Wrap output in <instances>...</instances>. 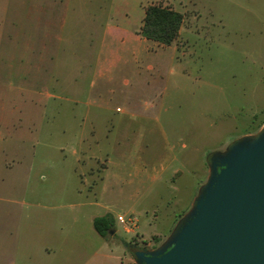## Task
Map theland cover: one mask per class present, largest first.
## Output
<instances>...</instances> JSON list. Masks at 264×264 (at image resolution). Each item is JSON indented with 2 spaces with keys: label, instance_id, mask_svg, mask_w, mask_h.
<instances>
[{
  "label": "rangeland",
  "instance_id": "obj_1",
  "mask_svg": "<svg viewBox=\"0 0 264 264\" xmlns=\"http://www.w3.org/2000/svg\"><path fill=\"white\" fill-rule=\"evenodd\" d=\"M150 5L184 17L171 49L105 38L138 29ZM263 126L264 0H0V264H136L95 256L92 219L131 206L156 247L211 155Z\"/></svg>",
  "mask_w": 264,
  "mask_h": 264
},
{
  "label": "water",
  "instance_id": "obj_2",
  "mask_svg": "<svg viewBox=\"0 0 264 264\" xmlns=\"http://www.w3.org/2000/svg\"><path fill=\"white\" fill-rule=\"evenodd\" d=\"M130 252L136 264H264V126L211 155L191 209L162 244Z\"/></svg>",
  "mask_w": 264,
  "mask_h": 264
},
{
  "label": "crops",
  "instance_id": "obj_3",
  "mask_svg": "<svg viewBox=\"0 0 264 264\" xmlns=\"http://www.w3.org/2000/svg\"><path fill=\"white\" fill-rule=\"evenodd\" d=\"M141 25H142V23H141ZM141 25L139 26L138 29L135 30L136 32L133 31V32H123V33H122L121 30H118L117 28L105 27L104 36H105V38H112V39L119 40L120 45H122V46H126L128 44L135 45L136 49L138 51L137 54L139 53L138 55H140V56L142 54L149 55V54H152L154 52L156 53V51H158V49H161V51L164 52V51H167V50H169V49H171L173 47V44L168 46V47H164V46H161V45H159L157 43H154V42L147 41V40L143 39L138 34ZM182 28H183V24H182V27L180 29L178 39L181 37ZM125 39H127V40L129 39V40L125 41ZM130 41H132L133 43L130 42ZM176 41L174 43H176ZM149 43H152V45L150 47H149ZM154 48H155L156 51L154 50ZM108 172H109L108 168L106 167L104 180H105V178L108 177V175H110ZM132 172H130V174H131L130 176H133L132 174L136 175L135 168H134V171H132ZM178 174L179 175L181 174L180 170L179 169H174L173 172H172V176H171L172 182H175L174 177L176 175H178ZM113 176H116V178H117V180H116L117 185L115 186V188H118L119 190H121V188L123 186H125V183L129 182L126 179L127 178L126 176H128V177H130V176H129V174L127 175L125 172L121 171L120 173L115 174ZM207 176H208V174H207ZM206 179H207V177H206ZM152 182L154 184V178H153ZM152 185H148L147 187H145L144 188V190H145L144 192L145 193L146 192L149 193L152 190ZM118 189L116 190V192H120ZM194 200L192 202V205L194 203ZM92 204L93 203H91L90 206H92ZM117 207H118V205H107V206H105L104 207V213L101 216H104L106 214H111L113 216L114 223H115V228L112 231L113 232V234H112L113 237L112 238H114L115 236L119 235L120 240L119 241H108V240H103V239H101L99 237L103 244L100 245L98 247V249L95 251V256L101 257V258H104V259H108L111 256H113L115 259H120L121 255L122 256H128L127 255L128 253L131 254V256H133L132 253L124 246V243H131L130 241L133 240L134 237L138 238L139 242H143L145 244L147 243V246H149L148 249H154V242H153V239H152L154 237H151V239L150 238H146V237H144L143 234H140L138 232L140 230L139 218H135L134 215L137 214V217L139 215H138L137 212L134 211L133 207H131V206L123 207L119 211L116 210ZM180 220H178L176 223H174L173 230L175 229V227L177 226V224H178V222ZM64 221H66V222L63 223ZM68 224H69V218H67V219L65 218L62 221L60 220L59 223H58L59 232L63 235L64 238H67V239H69L72 236L71 235L72 234L71 226H69ZM67 227H68V229H66ZM173 230H172V232H173ZM169 236H167L164 239H161L160 236L159 237L156 236L155 239H157L158 242H159V244L157 246L162 244ZM44 250H45V252H50L51 250H53L54 253H55V250L57 252L59 251L60 252L59 256L62 255V254L65 255V252H67V251H64V249H62V245L54 246V247H52V249L46 248ZM65 250H68V249H65ZM69 253H70V251H69ZM114 254L120 255V257L119 256L115 257Z\"/></svg>",
  "mask_w": 264,
  "mask_h": 264
},
{
  "label": "trees",
  "instance_id": "obj_4",
  "mask_svg": "<svg viewBox=\"0 0 264 264\" xmlns=\"http://www.w3.org/2000/svg\"><path fill=\"white\" fill-rule=\"evenodd\" d=\"M183 20V15L170 7L150 5L144 10L142 25L138 34L147 41L168 47L178 39ZM114 228L115 223L111 214L93 219V229L103 240H108L109 232L113 231ZM158 243L155 242V244ZM124 246L129 251L144 249L132 243H124Z\"/></svg>",
  "mask_w": 264,
  "mask_h": 264
}]
</instances>
